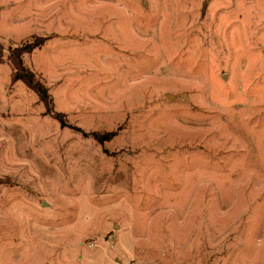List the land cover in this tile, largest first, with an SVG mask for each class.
Instances as JSON below:
<instances>
[{"label":"rangeland","instance_id":"1","mask_svg":"<svg viewBox=\"0 0 264 264\" xmlns=\"http://www.w3.org/2000/svg\"><path fill=\"white\" fill-rule=\"evenodd\" d=\"M0 44V264H264V0H0Z\"/></svg>","mask_w":264,"mask_h":264},{"label":"trees","instance_id":"2","mask_svg":"<svg viewBox=\"0 0 264 264\" xmlns=\"http://www.w3.org/2000/svg\"><path fill=\"white\" fill-rule=\"evenodd\" d=\"M41 44V42H32V43H26L22 44L20 46H16L15 48H12L9 50V61L11 63V66L14 68V72L12 74V80H18L20 79L22 82H24L29 88L34 90L37 94V96L40 98V100L43 102L45 109L47 112L52 111V97L47 92V88L44 86L42 82H40L36 76L35 73L32 72L29 68L25 67L22 61V54L24 52H29L32 50V48L37 47ZM3 46L0 44V63L3 60ZM54 114V112H51ZM56 118L62 122V119L60 118L59 114H55ZM113 132H109L106 134H98L97 132H93L92 136L95 140H98L99 142H103L111 137Z\"/></svg>","mask_w":264,"mask_h":264}]
</instances>
